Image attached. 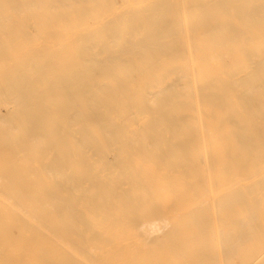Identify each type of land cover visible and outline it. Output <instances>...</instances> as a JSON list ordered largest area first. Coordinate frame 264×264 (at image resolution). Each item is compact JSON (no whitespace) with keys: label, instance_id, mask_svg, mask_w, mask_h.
I'll return each instance as SVG.
<instances>
[{"label":"bare ground","instance_id":"obj_1","mask_svg":"<svg viewBox=\"0 0 264 264\" xmlns=\"http://www.w3.org/2000/svg\"><path fill=\"white\" fill-rule=\"evenodd\" d=\"M0 264H264V0H0Z\"/></svg>","mask_w":264,"mask_h":264}]
</instances>
